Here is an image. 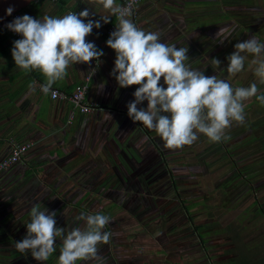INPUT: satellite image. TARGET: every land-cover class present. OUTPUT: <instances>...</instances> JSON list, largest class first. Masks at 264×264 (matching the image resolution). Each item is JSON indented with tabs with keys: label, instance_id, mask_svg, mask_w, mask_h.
Returning <instances> with one entry per match:
<instances>
[{
	"label": "rangeland",
	"instance_id": "1",
	"mask_svg": "<svg viewBox=\"0 0 264 264\" xmlns=\"http://www.w3.org/2000/svg\"><path fill=\"white\" fill-rule=\"evenodd\" d=\"M201 1L199 9L213 3ZM232 2L226 12L232 19L246 18L245 30L236 28L224 45L215 37L210 50L201 45L208 43L210 30L200 28L189 35L192 39L199 38V53L189 56L186 63L192 69L205 71V75H217L234 88L248 87L258 79L254 75L256 65L251 63L257 57L244 54V68L235 76L226 70V57L235 50V43L252 35L264 40L262 0ZM237 3L242 6L240 10ZM199 14L200 24L210 18ZM215 17L219 20L223 15ZM208 51L213 54L209 59L205 55ZM212 58L221 61L219 68L212 64ZM259 58L264 59V53ZM245 117L243 124L233 122L225 133L229 139L216 142L215 146L197 133L198 139L191 145L166 148L154 131L141 125L137 131L145 142L141 144L137 136L132 142L130 137H120L116 156L102 157L95 174H82L81 178L78 174L68 176L65 171L57 172L52 178L41 175L40 180L51 182L50 185L56 181L60 184L56 185L57 189L39 190L42 193L33 198L23 190L11 191L15 206L12 204L10 215L19 220L8 224V235L11 234L13 241L16 235H21V240L24 238L27 231L24 223L29 221L30 210L35 205L54 211L56 226L66 229L84 227V221L76 219L81 213H100L111 217V223L104 229L111 233L110 241L98 245L102 260L77 261V264L216 263L228 256L225 250L231 247V232L222 231L227 223L241 227L243 241L256 240L259 229L264 231L257 214L260 207L264 209V154L258 142L250 139L261 125L256 122L264 118V109H255L250 99L245 102ZM126 140L130 145H126ZM125 146L134 149L127 150ZM62 164H58L60 169ZM62 177L77 182L63 186ZM217 183L223 195L216 189ZM56 244L57 251L46 262L36 261L30 252L22 255L15 249H7V264H58L59 238Z\"/></svg>",
	"mask_w": 264,
	"mask_h": 264
},
{
	"label": "clouds",
	"instance_id": "2",
	"mask_svg": "<svg viewBox=\"0 0 264 264\" xmlns=\"http://www.w3.org/2000/svg\"><path fill=\"white\" fill-rule=\"evenodd\" d=\"M103 8L116 15L118 23L106 41L114 50L116 58L110 75L121 88L137 86L134 101L127 104L128 116L154 131L166 148H181L191 145L203 134L212 142L229 139L226 130L233 122H245V102L255 97L264 104V93L256 83L248 87H232L217 75H205V71L192 69L188 47L161 42L157 32H145L131 19V10L116 4V0H99ZM13 8L6 10L11 15ZM87 8L63 16L44 15L42 19L23 15L14 18L6 27L22 38L13 42L11 54L15 65L25 71L38 70L45 83L40 85L44 94L52 93L53 85L63 80L67 69L77 63L88 64L104 55L86 37L93 28L99 29V20L88 19ZM110 22L107 17L101 18ZM235 30L234 25H222L215 33L216 40L223 44ZM234 51L226 57L227 72L233 76L244 68L246 55L256 59L254 75L264 84V43L255 35L234 44ZM212 64L220 67L221 61L212 58ZM163 80V84H161ZM166 85V87H165ZM103 87V86H102ZM31 90H35L30 86ZM260 93V94H258ZM147 101V108L137 106ZM111 119L110 115L104 114ZM24 223L26 235L14 243L22 255L31 253L36 261L46 262L60 248L58 264H77V261H101L98 245L108 244L111 233L104 231L111 217L104 214L81 213L76 219L84 221V227L66 229L56 226V213L35 205Z\"/></svg>",
	"mask_w": 264,
	"mask_h": 264
},
{
	"label": "crops",
	"instance_id": "3",
	"mask_svg": "<svg viewBox=\"0 0 264 264\" xmlns=\"http://www.w3.org/2000/svg\"><path fill=\"white\" fill-rule=\"evenodd\" d=\"M232 1L238 2L212 0V4L199 9L201 0H141L128 18L145 32L159 33L163 43L188 47L187 54L191 58L193 54L198 55L200 41L189 35H194L200 28L210 30L206 38L208 43L201 42L203 48L207 46L210 50L220 26L234 25L235 29L245 30L246 18L238 16L232 19L226 12ZM237 5L240 10L241 4ZM85 8L90 13L88 19L99 20L101 23L99 29L93 28L86 40L93 42L104 55L100 60H93L88 64L77 63L70 66L67 69L68 75L53 85L61 91L70 92L89 75L85 99L93 105V109L86 114H75L72 120H68V103L52 100L40 92V85L46 81L38 70L25 71L15 65L11 49L17 39L7 30H0V158L6 155L10 141L30 143L21 159L0 174V264H7V249H15L14 243L22 238L21 235H16L13 241L11 234L8 235V224L19 220L10 215L13 211L12 204L15 206L11 201V191L23 190L29 198L37 197L42 193L39 190L57 189L56 185L60 184V181H56L50 185L51 182L40 180L41 175L45 178L51 175L52 178L57 172L62 174L65 171L68 176L78 174L81 178L82 174H95L102 157L116 156L120 137H130L131 142L138 137L137 141L141 144L145 142L143 135L137 131L141 126L140 122H133L127 114V104L134 101L133 93L137 86L121 88L114 76L110 75L116 54L107 47L106 41L118 23L116 15L105 10L99 0H34L23 8L22 16L27 14L42 19L44 15L63 16L68 12L78 13ZM199 13L214 20L208 18L203 21L205 23L200 24ZM219 14L223 18L218 20L215 16ZM104 17L109 18L110 22L104 23L101 19ZM257 38L264 43L263 39ZM205 55L209 59L213 54L208 51ZM160 83L163 84V80ZM30 86L35 90H31ZM251 104L255 109H264L260 103L251 101ZM137 107L146 108L147 101ZM104 114L110 115L111 119ZM263 119L256 123L263 125ZM143 134L151 140L146 131ZM125 142L130 145L129 141ZM132 145L140 149V146ZM125 147L127 150L134 149ZM61 162L64 166L60 169L58 164ZM61 182L64 186L77 181L62 177ZM258 216L262 219L261 227H264L263 217ZM260 230L257 241L264 239V231ZM249 234L247 231V235Z\"/></svg>",
	"mask_w": 264,
	"mask_h": 264
},
{
	"label": "built area",
	"instance_id": "4",
	"mask_svg": "<svg viewBox=\"0 0 264 264\" xmlns=\"http://www.w3.org/2000/svg\"><path fill=\"white\" fill-rule=\"evenodd\" d=\"M140 1L141 0H121L118 5L130 9L132 13L136 5ZM19 16L20 13L16 11L11 14L6 20L0 22V28L7 30L17 40L21 39L22 37L19 34L8 30L6 25L11 22L14 18ZM88 79L89 75H86L83 81L77 83L70 92H64L52 87V91H54L56 95L53 96L51 92L47 94V96L52 100H60L69 104L68 120H72L75 114H86L91 112V110L93 109V105L85 99ZM39 90L41 93H43L40 87ZM29 146L30 143L28 142L10 141L7 146L6 155L0 158V174L12 164L19 161L21 157L26 153Z\"/></svg>",
	"mask_w": 264,
	"mask_h": 264
},
{
	"label": "trees",
	"instance_id": "5",
	"mask_svg": "<svg viewBox=\"0 0 264 264\" xmlns=\"http://www.w3.org/2000/svg\"><path fill=\"white\" fill-rule=\"evenodd\" d=\"M121 0H118V3ZM261 8L263 10L264 15V0L261 2ZM24 9H19L17 12L22 16ZM0 30H5L0 28ZM257 84L260 93H264V84L259 83V78L254 82ZM258 93V94H260ZM253 103H259L255 97L251 98ZM261 104V103H260ZM264 107V104H262ZM257 130V131H256ZM250 136V139L258 142V147L263 150L264 154V125L259 126ZM212 146H215L216 142H213ZM226 152V151H225ZM160 155L162 153L158 152ZM230 162L232 160L230 159ZM216 189L218 192L223 195V191L220 184H216ZM184 210L187 212L186 206ZM187 214V213H186ZM258 214L261 215L264 219V209L259 208ZM191 219L190 215L188 216ZM217 223V222H214ZM241 227H236L233 222L227 223L222 231H230L231 235H229V239L231 241V247L225 250V254L228 256H224V258L213 264H264V239L259 241H250L246 242L242 240V230ZM247 235V234H246Z\"/></svg>",
	"mask_w": 264,
	"mask_h": 264
},
{
	"label": "water",
	"instance_id": "6",
	"mask_svg": "<svg viewBox=\"0 0 264 264\" xmlns=\"http://www.w3.org/2000/svg\"><path fill=\"white\" fill-rule=\"evenodd\" d=\"M34 0H0V22L6 20L10 15L6 14V10L12 7L14 10L12 14L19 9L26 7L30 2Z\"/></svg>",
	"mask_w": 264,
	"mask_h": 264
}]
</instances>
